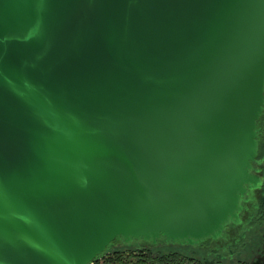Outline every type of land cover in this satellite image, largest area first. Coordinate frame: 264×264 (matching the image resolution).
Wrapping results in <instances>:
<instances>
[{
  "label": "water",
  "instance_id": "obj_1",
  "mask_svg": "<svg viewBox=\"0 0 264 264\" xmlns=\"http://www.w3.org/2000/svg\"><path fill=\"white\" fill-rule=\"evenodd\" d=\"M264 107V0H0V264L237 219Z\"/></svg>",
  "mask_w": 264,
  "mask_h": 264
},
{
  "label": "flooded vegetation",
  "instance_id": "obj_2",
  "mask_svg": "<svg viewBox=\"0 0 264 264\" xmlns=\"http://www.w3.org/2000/svg\"><path fill=\"white\" fill-rule=\"evenodd\" d=\"M258 150L250 174L256 183L247 188L237 219L220 233L200 241L114 239L88 264H264V107L256 122Z\"/></svg>",
  "mask_w": 264,
  "mask_h": 264
}]
</instances>
